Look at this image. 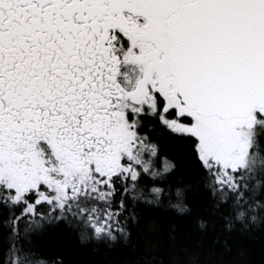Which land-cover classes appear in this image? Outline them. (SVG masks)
Listing matches in <instances>:
<instances>
[{
  "label": "snow or ice",
  "instance_id": "6c2138e0",
  "mask_svg": "<svg viewBox=\"0 0 264 264\" xmlns=\"http://www.w3.org/2000/svg\"><path fill=\"white\" fill-rule=\"evenodd\" d=\"M116 252L264 264V0H0V264Z\"/></svg>",
  "mask_w": 264,
  "mask_h": 264
},
{
  "label": "trees",
  "instance_id": "16d2710c",
  "mask_svg": "<svg viewBox=\"0 0 264 264\" xmlns=\"http://www.w3.org/2000/svg\"><path fill=\"white\" fill-rule=\"evenodd\" d=\"M64 243L65 245H67L69 242L65 241ZM76 255H77V258L83 262H87L89 260L95 259V257H92L90 253L84 250L77 251ZM110 259L116 262V264H118L119 260L121 259V253L116 252V253L110 254Z\"/></svg>",
  "mask_w": 264,
  "mask_h": 264
}]
</instances>
